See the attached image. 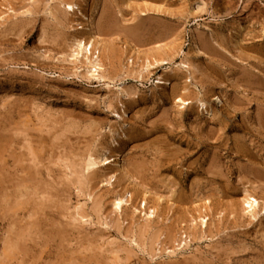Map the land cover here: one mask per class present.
<instances>
[{
    "label": "rangeland",
    "instance_id": "1",
    "mask_svg": "<svg viewBox=\"0 0 264 264\" xmlns=\"http://www.w3.org/2000/svg\"><path fill=\"white\" fill-rule=\"evenodd\" d=\"M0 33V264H264V0H0Z\"/></svg>",
    "mask_w": 264,
    "mask_h": 264
},
{
    "label": "bare ground",
    "instance_id": "2",
    "mask_svg": "<svg viewBox=\"0 0 264 264\" xmlns=\"http://www.w3.org/2000/svg\"><path fill=\"white\" fill-rule=\"evenodd\" d=\"M32 1V0H31ZM35 7V6H34ZM63 7H64V10H65V12L66 13H74L75 12V10L76 9H78L75 5H73V4H69V3H64V5H63ZM36 9V8H35ZM202 9H203V5H201V4H197V5H194L193 6V9H192V11L194 12V13H199V12H201L202 11ZM77 13H78V15H79V17L80 18H82L83 20H85L86 22L88 21V19L81 13V12H78L77 11ZM9 23V22H8ZM88 23V22H87ZM92 23H88V25H86V28H84V30H83V27L81 26L79 29L80 30H83L84 31V34H85V36L87 35L88 37H87V40H85V38L84 37H76V38H74L73 39V47H74V51H76L74 54H75V56H81V57H83L84 59H85V61L88 63V64H92V67H94V69H92V70H88L87 71V73L89 74V77H100L99 76V74L98 73H96L97 72V70L98 69H100L101 67H100V64H99V51H96V49L94 48L95 47V40H94V35H93V28H92ZM1 34V33H0ZM5 34V33H4ZM14 36V35H13ZM10 38V37H9ZM191 49L196 53V54H201V52H200V50L197 48V39H196V37H192V42H191ZM209 51V50H208ZM155 62V64H156V66H161V65H167V64H169L168 63V61L167 60H161V61H154ZM154 63L153 64H149V65H146L145 66V71L147 72V71H149V69H151V68H153L154 66L153 65H155ZM179 67H182V68H185V69H189L190 68V66L187 64V63H181V65H179ZM157 68V67H156ZM131 72V71H130ZM140 73L141 72H139V75H140ZM138 75V76H139ZM186 82H188V81H186ZM156 84L157 85H161V86H165V85H168L169 86V82L166 80V79H164V78H162V77H159L158 78V80L156 81ZM121 84H119L118 86H120ZM119 90H123L122 88H119ZM188 90V89H187ZM179 101H181V99L179 98ZM199 102V101H198ZM182 103H185V102H182ZM200 106L201 107H203L204 105L202 104V103H200ZM203 109V108H202ZM21 110V109H20ZM24 110V109H23ZM19 112V111H18ZM21 112V111H20ZM206 114H208V113H206ZM18 115V114H17ZM20 116V115H19ZM24 118V117H23ZM21 120H22V118H21ZM18 122V121H17ZM20 122H22V121H20ZM60 122V121H59ZM54 123V122H53ZM19 124V123H18ZM28 124V123H27ZM17 125V124H16ZM54 125V124H53ZM21 126L23 127V125L21 124ZM18 127H19V125H18ZM31 127V126H30ZM29 127V128H30ZM33 127V126H32ZM52 127V126H51ZM24 128V127H23ZM17 129V128H16ZM25 129H27V127H25ZM34 129V128H33ZM49 129V128H48ZM51 129V128H50ZM50 129H49V132H50ZM53 129V128H52ZM39 130H41V129H39ZM17 131V130H16ZM19 131H20V129H19ZM24 131V130H23ZM26 131V130H25ZM31 131V130H30ZM34 131V130H33ZM36 131V130H35ZM38 131V130H37ZM18 133H20V132H18ZM22 133V132H21ZM38 133H40V132H38ZM37 133V134H38ZM42 133V132H41ZM47 133V132H46ZM45 133V134H46ZM64 133V132H63ZM16 134V133H15ZM21 135H23V134H21ZM50 135V134H49ZM56 135V134H55ZM64 135H65V133H64ZM19 136H20V134H19ZM33 136V135H32ZM45 136V135H44ZM164 136V135H163ZM67 137V136H66ZM45 138V137H44ZM56 138V137H55ZM69 138V137H68ZM68 138H66V139H68ZM23 139V138H22ZM34 139V138H33ZM35 139H37V137L35 138ZM40 139V138H39ZM38 139V140H39ZM42 139V138H41ZM54 139V138H53ZM52 139V140H53ZM7 140H9V139H7ZM46 140V139H45ZM19 141H21V140H19ZM24 141V140H23ZM54 141V140H53ZM55 141H58L57 139L55 140ZM5 142V141H4ZM3 143V142H2ZM8 144H9V142H7ZM28 143H30V142H28ZM32 143V142H31ZM40 143H42V142H40ZM46 143V142H45ZM45 143H42V145H45ZM54 143H56V142H53V144L52 145H54ZM59 143H61V142H59ZM65 143V142H64ZM4 144V143H3ZM6 144V143H5ZM26 144H27V142H26ZM38 144V143H37ZM50 144V143H49ZM113 144H114V142H113ZM31 145V144H30ZM41 145V144H40ZM40 145H39V147H40ZM47 145V144H46ZM19 146H22V145H19ZM59 146V145H58ZM4 147V146H3ZM26 148H27V146H25ZM30 146L28 145V148H29ZM32 147V146H31ZM36 148H37V146H35ZM47 147V146H46ZM49 147V146H48ZM51 147V146H50ZM49 147V148H50ZM17 148H19V147H17ZM21 148V147H20ZM27 148V149H28ZM56 148V147H55ZM46 149V148H45ZM20 150V149H19ZM39 150V149H38ZM41 150V149H40ZM43 150V149H42ZM50 150V149H49ZM21 151V150H20ZM46 151V150H45ZM19 152V151H18ZM182 152V151H181ZM28 153H29V151H28ZM32 153V152H31ZM39 153V152H38ZM41 153V152H40ZM55 153V152H54ZM108 153V150H105V151H103L102 153H100V154H98V155H96V157H94V159L92 160V162L91 163H89V165H88V169L89 168H93V167H104V168H106L107 167V165H109V164H111V162L109 161V158L106 156V154ZM16 154H17V152H16ZM35 154V157H38L37 156V152L36 153H34ZM33 154V155H34ZM23 155V154H22ZM22 155H20V156H22ZM43 155V154H42ZM51 155V154H50ZM52 156V155H51ZM50 156V157H51ZM242 156H244V155H242ZM16 157V156H15ZM17 157H19V156H17ZM23 157V156H22ZM30 157V156H29ZM35 157H34V159H35ZM49 157V156H48ZM53 157V156H52ZM20 158V157H19ZM32 158V157H31ZM252 158V157H251ZM22 159V158H21ZM29 159V158H28ZM33 159V158H32ZM37 159V158H36ZM35 159V160H36ZM40 159V158H39ZM45 159H47V158H45ZM44 159V160H45ZM54 159V158H53ZM17 160V159H16ZM19 160V159H18ZM23 160V159H22ZM21 160V161H22ZM120 160V159H119ZM251 160V159H250ZM42 161V160H41ZM48 161V160H47ZM257 161V160H256ZM32 162V161H31ZM40 162V161H39ZM89 162V161H88ZM18 163V162H17ZM20 163V162H19ZM18 163V164H19ZM28 163V162H27ZM30 163V162H29ZM53 163V162H52ZM21 165H19V169H21V167L23 166L22 164L23 163H20ZM33 164H34V162H33ZM32 164V165H33ZM41 164V163H40ZM87 164V163H86ZM161 164V163H160ZM15 165V164H14ZM30 165V164H29ZM70 165V164H69ZM187 165V164H186ZM21 166V167H20ZM34 166V165H33ZM40 166V165H39ZM47 166H48V164H47ZM74 166V165H73ZM76 166V165H75ZM49 167H50V165H49ZM70 167H71V165H70ZM69 167V168H70ZM80 167V166H79ZM87 167V166H86ZM86 167H85V169H86ZM158 167V166H157ZM23 168V167H22ZM50 169V168H49ZM73 169V168H72ZM75 169V168H74ZM128 169V168H127ZM119 170V169H118ZM117 170V171H118ZM124 170V169H123ZM19 171H21V170H19ZM19 171H18V173H16L17 175L19 174ZM23 171L25 172V170L23 169ZM26 171H27V169H26ZM72 173V172H71ZM21 174V173H20ZM28 174H30V173H28ZM74 174H75V172H74ZM111 175V174H110ZM127 175V174H126ZM257 175V174H256ZM73 176H75V175H73ZM108 176V175H107ZM128 176V175H127ZM126 176V177H127ZM21 177V176H20ZM23 177V176H22ZM35 178H36V176H34ZM33 177V178H34ZM109 177V176H108ZM115 177V175H114V173H113V175H111L110 177H109V182H107V184L108 185H110L109 183H110V180L112 181V179ZM152 177V176H151ZM243 177V176H242ZM241 177V178H242ZM19 178V177H18ZM74 178V177H73ZM76 178V177H75ZM128 179V178H127ZM106 180V179H105ZM108 180V179H107ZM61 181V180H60ZM23 182V181H22ZM64 182V181H63ZM62 182V183H63ZM29 183H30V181H29ZM28 183V184H29ZM57 183V182H56ZM60 183V182H59ZM246 183H247V181H246ZM38 184H39V182H38ZM58 184V183H57ZM67 184V183H66ZM65 184V185H66ZM253 184V183H252ZM18 185V184H17ZM16 185V186H17ZM45 185V184H44ZM43 185V186H44ZM53 186H54V184H52ZM59 185H62V184H59ZM68 185V184H67ZM14 186H15V184H14ZM22 186H24V185H22ZM42 186V187H43ZM69 186V185H68ZM67 186V187H68ZM81 186V185H80ZM61 187V186H60ZM15 188V187H14ZM34 188V187H33ZM244 188V187H243ZM261 188V187H260ZM19 189V188H18ZM67 189V188H66ZM257 189V188H256ZM16 190V189H15ZM36 190V189H35ZM34 190V191H35ZM34 191H31V192H34ZM37 193V192H36ZM50 193V192H49ZM245 193V192H244ZM26 194H28V193H26ZM25 194V195H26ZM33 194V193H32ZM44 194V193H43ZM48 194V193H47ZM246 194V193H245ZM30 195V194H29ZM37 195V194H36ZM42 195V194H41ZM129 195V194H128ZM32 196V195H31ZM35 196V195H34ZM48 196V195H47ZM51 196V195H50ZM49 197V196H48ZM251 197V196H250ZM21 198V197H20ZM23 198V197H22ZM25 198V197H24ZM27 198V197H26ZM25 198V199H26ZM44 198H45V200H46V196H44ZM55 198V197H54ZM100 198H102V197H100ZM128 198V197H127ZM18 199H19V197H18ZM41 199H43V198H41ZM49 199V198H48ZM249 200H250V198H248ZM17 200V199H16ZM20 200V199H19ZM22 200V199H21ZM31 199H29V201H30ZM35 200V199H34ZM124 200V199H123ZM122 199H116V202H117V207H120V205L123 203V202H126L127 200H124L123 201ZM4 201V200H3ZM2 201V202H3ZM41 201H43V200H41ZM48 201V200H47ZM50 201H52L51 199H50ZM61 201H62V199H61ZM98 201V200H97ZM101 201V200H100ZM100 201H98V202H100ZM2 202H0V203H2ZM18 202H20V201H18ZM40 202V201H39ZM43 202H45V201H43ZM128 202V201H127ZM4 203V202H3ZM24 203H26V202H24ZM24 203H22V204H24ZM27 203H28V200H27ZM46 203V202H45ZM50 204H51V202H49ZM15 204H17V202H15ZM60 204V203H59ZM58 204V205H59ZM100 204V203H99ZM245 204H247V206H249V207H247V208H251L252 206H255L256 204H257V202H256V200L255 199H252V200H250V201H247ZM19 205L21 206V202L19 203ZM25 205V204H24ZM41 205H43V203L41 202ZM47 205V204H46ZM52 205V204H51ZM50 205V206H51ZM54 205V204H53ZM56 205V204H55ZM144 205V207H145V204H143ZM5 206H6V203H5ZM19 206V207H20ZM27 206V205H26ZM147 206V205H146ZM11 207V206H10ZM17 208H18V206H16ZM23 207V206H22ZM41 207H43V206H41ZM45 207V206H44ZM52 207V206H51ZM263 208H264V206H262ZM13 208H14V204H13ZM38 208V207H37ZM47 208H49V207H47ZM62 208H63V206H62ZM6 209V208H5ZM12 209V208H11ZM20 210H22V209H24V208H19ZM33 209V208H32ZM42 209V208H41ZM51 209H53V208H51ZM60 209H61V206H60ZM154 209V208H153ZM8 210V209H7ZM6 210V211H7ZM15 210H18V209H15ZM48 210V209H47ZM59 210V209H58ZM62 210V209H61ZM64 210V209H63ZM9 211H11V210H9ZM14 212V211H13ZM17 212V211H16ZM155 212V211H154ZM8 213V212H7ZM12 213V212H11ZM27 213V212H26ZM30 213H32V211L30 212ZM150 213V212H149ZM6 214V213H5ZM13 214V213H12ZM33 214V213H32ZM32 214L30 215V216H32ZM35 214V213H34ZM81 214V213H80ZM147 214V213H146ZM151 214H153L154 215V213H151ZM150 214V215H151ZM43 215V214H42ZM147 215H149V214H147ZM149 215V216H150ZM29 216V215H28ZM27 216V217H28ZM39 216V215H38ZM63 216V215H62ZM61 216V217H62ZM65 216V215H64ZM63 216V217H64ZM82 216V215H81ZM84 216V215H83ZM82 216V217H83ZM40 217V216H39ZM42 217V216H41ZM66 217V216H65ZM70 217V216H69ZM11 218V217H10ZM33 218V217H32ZM34 218H35V216H34ZM33 218V219H34ZM68 218V217H67ZM17 220V219H16ZM15 220V221H16ZM30 220V219H29ZM36 220V219H35ZM64 220H66V218H64ZM25 221H28L27 220V218H26V220ZM32 222V221H31ZM34 222V221H33ZM52 222V221H51ZM73 222V221H72ZM71 222V223H72ZM26 223V222H25ZM56 223V222H55ZM58 223V222H57ZM56 223V224H57ZM34 224H35V222H34ZM65 224V223H64ZM12 225V224H11ZM25 225V224H24ZM202 225H203V223H202ZM15 226V225H14ZM60 226H62L63 227V225H59V227ZM69 227H70V225H68ZM23 227V226H22ZM39 227V226H38ZM52 227H53V225H52ZM61 227V228H62ZM165 227V226H164ZM46 228V227H45ZM167 228V227H166ZM34 229V228H33ZM36 229H37V225H36ZM35 229V230H36ZM58 229V228H57ZM19 230V229H18ZM59 230V229H58ZM32 231V230H31ZM34 231V230H33ZM36 231H38V230H36ZM25 232V231H24ZM24 232H23V234H24ZM76 232V231H75ZM15 234V233H14ZM21 234V233H20ZM28 234H29V232H28ZM39 234V233H38ZM65 234V233H64ZM173 234V233H172ZM36 236H37V234H35ZM35 235H33V236H35ZM63 235V234H62ZM166 235V234H165ZM24 236V235H23ZM28 236V235H27ZM26 236V237H27ZM171 236V235H170ZM43 237V236H42ZM67 237V236H66ZM14 238H16V237H14ZM18 238V237H17ZM28 238V237H27ZM26 238V239H27ZM168 238V237H167ZM170 238V237H169ZM25 239V238H24ZM29 239H30V237H29ZM61 239V238H60ZM53 240V239H52ZM169 240V239H168ZM27 241V240H26ZM25 241V242H26ZM62 241H64V240H62ZM170 241V240H169ZM28 242V241H27ZM23 243H24V241H23ZM45 243V242H44ZM60 243V242H59ZM63 243H65V242H63ZM68 243V242H67ZM13 244V243H12ZM21 244H22V242H21ZM47 244V243H46ZM14 245V244H13ZM12 245V246H13ZM45 245V244H44ZM43 245V246H44ZM59 245V244H58ZM63 245V244H62ZM65 246H67L66 244H65ZM64 246V247H65ZM22 247V246H21ZM27 247V246H26ZM63 247V248H64ZM58 248V247H57ZM57 250V249H56ZM61 250V249H60ZM24 252H25V250H24ZM42 253V252H41ZM22 254V253H21ZM25 254V253H24ZM24 254H23V256H24ZM74 255V254H73ZM88 255V254H87ZM59 256V255H58ZM57 256V257H58ZM61 256V255H60ZM91 257H93V256H91ZM62 258V257H61ZM75 258V257H74ZM22 259H23V257H22ZM55 259V258H54ZM70 260V259H69ZM59 261V260H58ZM84 261V260H83ZM95 261V260H94ZM71 262V261H70ZM89 262V261H88ZM91 262V261H90ZM49 263V262H48ZM54 264V263H53ZM70 264V263H69Z\"/></svg>",
    "mask_w": 264,
    "mask_h": 264
}]
</instances>
